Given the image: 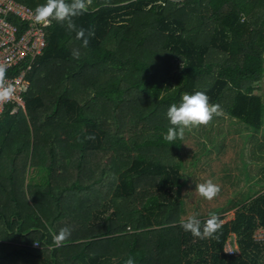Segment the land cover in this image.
I'll use <instances>...</instances> for the list:
<instances>
[{
  "label": "trees",
  "instance_id": "obj_1",
  "mask_svg": "<svg viewBox=\"0 0 264 264\" xmlns=\"http://www.w3.org/2000/svg\"><path fill=\"white\" fill-rule=\"evenodd\" d=\"M74 22L94 30L88 46L53 20L26 74L25 108L11 114L8 105L0 115L2 147L32 144L34 155L39 145L47 160L29 193L23 178L10 179L15 197L0 209V264H124L129 257L134 264H264V239L254 237L264 228V176L228 199L233 218L221 222L226 208L217 207L197 216L215 214L222 228L196 238L179 226L187 213L182 139H164L169 106L203 91L220 106L197 126L215 132L206 152L221 146L214 137L228 134L225 122L244 127L255 148L263 145L255 133L264 128V96L255 85L264 76V0H92ZM65 226L71 236L55 247L52 236ZM232 233L236 252L225 248Z\"/></svg>",
  "mask_w": 264,
  "mask_h": 264
},
{
  "label": "rangeland",
  "instance_id": "obj_2",
  "mask_svg": "<svg viewBox=\"0 0 264 264\" xmlns=\"http://www.w3.org/2000/svg\"><path fill=\"white\" fill-rule=\"evenodd\" d=\"M256 36H253L251 42L253 43ZM259 85L257 91L264 96V76L256 83V87ZM209 125L208 127H210ZM208 127H204V135L197 127L185 129L184 136L181 141L180 157L184 160L187 169H182L183 178L185 179L184 186L181 188V196L185 201L187 213L183 215V218H187L189 215H204L212 207L225 209L222 212L218 210L220 214L224 216L221 222L229 220L234 216L235 208L227 210L230 206L228 202L229 198L233 200L237 199L242 191H246L250 187V182L261 179L264 176V128L261 129L256 136L262 137L261 143L263 144L260 149L255 148V139H250L249 142L244 140V136L247 130L239 124L223 123V128L227 129L226 145L224 144V136L218 135L214 138L221 139L224 144L223 147H216L211 149L210 152H206L204 144L209 143L206 139L209 135H215V132H207ZM127 135V134H126ZM254 135V133H253ZM213 138V139H214ZM244 143V162L245 167H242V162L238 157V151L242 147L240 144ZM192 161L195 164H192ZM240 166L242 169H237ZM227 167L231 169L230 175H226ZM105 178V175H104ZM211 179L215 184L219 185L220 192L212 200H207L202 197L196 190V185ZM264 180V179H263ZM250 183V184H248ZM259 186H255V189ZM264 188L261 190L263 191ZM254 237L257 240L264 239V228L259 227L255 229ZM225 248L227 251L237 250L235 236L232 233L228 239Z\"/></svg>",
  "mask_w": 264,
  "mask_h": 264
},
{
  "label": "clouds",
  "instance_id": "obj_3",
  "mask_svg": "<svg viewBox=\"0 0 264 264\" xmlns=\"http://www.w3.org/2000/svg\"><path fill=\"white\" fill-rule=\"evenodd\" d=\"M92 0H46L42 5L35 8V22L45 23L50 26L53 20L66 24L69 31L75 32V38L82 41V47H87L89 37L93 36L94 30L78 28L74 18L88 11ZM73 57L79 58V50L73 49ZM7 66L0 65V102H8L15 94L12 84L6 83ZM220 114L218 104H210L208 95L203 91H196L193 94H184L180 102L173 103L169 106L166 116L169 120L170 127L164 139L171 142L177 138L182 139L185 129H190L200 125H207L214 115ZM87 139H94L88 136ZM198 193L207 200H212L220 192L219 185L211 179L196 185ZM179 226L192 236L199 239L213 237L214 234L222 228V223L217 215L212 214L203 222L196 215H189L186 219L179 221ZM72 229L68 226L62 227L52 236L55 247L62 246L71 236ZM38 243V242H35ZM124 264H134V260L129 257Z\"/></svg>",
  "mask_w": 264,
  "mask_h": 264
},
{
  "label": "built area",
  "instance_id": "obj_4",
  "mask_svg": "<svg viewBox=\"0 0 264 264\" xmlns=\"http://www.w3.org/2000/svg\"><path fill=\"white\" fill-rule=\"evenodd\" d=\"M35 8L18 0H0V65L7 66L6 83L15 89L10 101L0 102V115L8 105L11 114L25 108L30 85L26 74L47 44V25L35 22Z\"/></svg>",
  "mask_w": 264,
  "mask_h": 264
},
{
  "label": "crops",
  "instance_id": "obj_5",
  "mask_svg": "<svg viewBox=\"0 0 264 264\" xmlns=\"http://www.w3.org/2000/svg\"><path fill=\"white\" fill-rule=\"evenodd\" d=\"M5 136L6 135L2 136V138ZM224 139V144L226 145V136H224ZM219 140L222 142L221 139ZM224 144L222 143L220 147H223ZM37 146V149L35 147L34 155H32L31 153L33 147L32 144H20L16 141H13L11 144H4L3 147L1 146L2 148L0 154V209L5 210L8 208V206H11L10 202H12L15 197V192H13L10 187L11 177L15 178L14 180H17L19 184H21V179L23 178L24 191L25 189L27 190L28 183L30 182H37V184H40V166H38V164L47 162V160L46 158H44V148L39 145ZM58 165L59 164H55L56 167H59Z\"/></svg>",
  "mask_w": 264,
  "mask_h": 264
}]
</instances>
